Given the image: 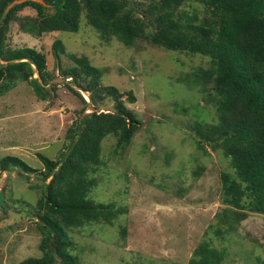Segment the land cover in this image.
I'll return each instance as SVG.
<instances>
[{"label": "rangeland", "instance_id": "374dc122", "mask_svg": "<svg viewBox=\"0 0 264 264\" xmlns=\"http://www.w3.org/2000/svg\"><path fill=\"white\" fill-rule=\"evenodd\" d=\"M27 8L19 16H36ZM61 40L66 54L58 60L53 44ZM12 48L31 47L45 54L58 88L47 102L39 101L24 82L0 98V159L19 157L39 170L19 176L18 170L0 173V192L9 206L0 208V264H19L40 258L42 236L34 207L41 194L44 165L38 154L51 160L68 149L67 132L84 110L95 108L90 93L64 80L59 64L73 66L70 54L84 55L102 69L104 86L117 87L141 122L131 145L114 154L116 138L103 141L102 160L90 193L95 202L125 210L112 225L90 223L69 230L79 264H188L204 241L225 249L222 264H264V215L252 214L220 240L217 229L226 205L222 201L224 173L234 175L221 151L198 150L192 126L214 123L216 106L201 88L190 83L194 71L208 68L209 58L177 53L138 41L128 47L87 23L83 14L78 33L54 32L35 38L18 23L8 35ZM36 77H38L36 75ZM70 87L80 92V96ZM136 97L129 103L128 93ZM107 103L98 110H112ZM220 215V216H219ZM224 229V228H223Z\"/></svg>", "mask_w": 264, "mask_h": 264}, {"label": "trees", "instance_id": "16d2710c", "mask_svg": "<svg viewBox=\"0 0 264 264\" xmlns=\"http://www.w3.org/2000/svg\"><path fill=\"white\" fill-rule=\"evenodd\" d=\"M27 8L37 15L19 16ZM83 14L106 42L116 38L134 47L145 41L166 51L209 58V67L194 71L190 83L215 103L217 120L196 122L192 129L198 150L221 151L234 170V175L221 176L222 201L227 207L217 236L224 240L225 233L250 213L264 215V0H0V98L19 82L27 83L42 102L49 101L58 88L44 53L9 45L12 25L18 23L22 32L35 38L54 32L78 33ZM53 49L58 60L66 54L61 40L54 42ZM69 58L74 65L59 64L60 76L90 93L95 109L84 110L72 123L67 132L69 146L61 158L38 154L44 165L43 183L30 211L42 236V256L19 264H79L68 231L90 223L112 225L126 213L114 204L95 202L90 193L97 185L94 174L103 164V141L114 136V154L119 155L131 145L142 122L127 106L123 92L102 84V69L84 55ZM69 88L85 102L80 92ZM127 100L136 103L132 92ZM109 102L112 110H98ZM15 169L23 174L39 171L19 157L0 159V173ZM226 257L225 249L204 241L188 264H222Z\"/></svg>", "mask_w": 264, "mask_h": 264}, {"label": "water", "instance_id": "95a60500", "mask_svg": "<svg viewBox=\"0 0 264 264\" xmlns=\"http://www.w3.org/2000/svg\"><path fill=\"white\" fill-rule=\"evenodd\" d=\"M19 176L22 178H25L26 180L29 178L27 175L23 174V173H19ZM0 208H2L3 213H7L9 210V206L5 200V192L4 190H2L0 192ZM54 255L56 258H58V255L56 253V251L54 250Z\"/></svg>", "mask_w": 264, "mask_h": 264}]
</instances>
